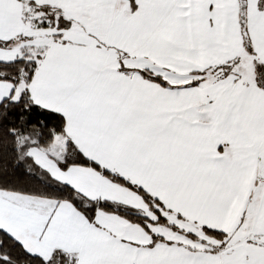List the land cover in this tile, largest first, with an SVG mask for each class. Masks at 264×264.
<instances>
[{
	"label": "snow or ice",
	"instance_id": "1",
	"mask_svg": "<svg viewBox=\"0 0 264 264\" xmlns=\"http://www.w3.org/2000/svg\"><path fill=\"white\" fill-rule=\"evenodd\" d=\"M0 264H264V0H0Z\"/></svg>",
	"mask_w": 264,
	"mask_h": 264
}]
</instances>
